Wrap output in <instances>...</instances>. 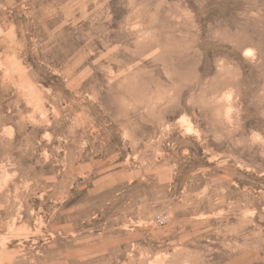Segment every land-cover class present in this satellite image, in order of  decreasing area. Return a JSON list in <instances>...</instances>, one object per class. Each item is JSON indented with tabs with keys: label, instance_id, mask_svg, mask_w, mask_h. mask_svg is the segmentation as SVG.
Returning a JSON list of instances; mask_svg holds the SVG:
<instances>
[{
	"label": "rangeland",
	"instance_id": "obj_1",
	"mask_svg": "<svg viewBox=\"0 0 264 264\" xmlns=\"http://www.w3.org/2000/svg\"><path fill=\"white\" fill-rule=\"evenodd\" d=\"M0 264H264V0H0Z\"/></svg>",
	"mask_w": 264,
	"mask_h": 264
},
{
	"label": "built area",
	"instance_id": "obj_2",
	"mask_svg": "<svg viewBox=\"0 0 264 264\" xmlns=\"http://www.w3.org/2000/svg\"><path fill=\"white\" fill-rule=\"evenodd\" d=\"M157 222L161 225H165L168 222V217L165 215H159L157 218Z\"/></svg>",
	"mask_w": 264,
	"mask_h": 264
}]
</instances>
